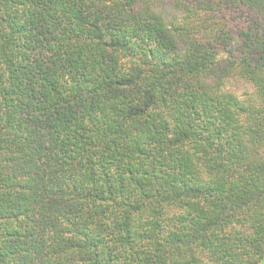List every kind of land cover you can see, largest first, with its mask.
<instances>
[{
	"label": "trees",
	"instance_id": "1",
	"mask_svg": "<svg viewBox=\"0 0 264 264\" xmlns=\"http://www.w3.org/2000/svg\"><path fill=\"white\" fill-rule=\"evenodd\" d=\"M0 264H264V0H0Z\"/></svg>",
	"mask_w": 264,
	"mask_h": 264
}]
</instances>
